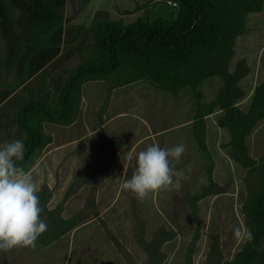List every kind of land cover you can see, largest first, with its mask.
Masks as SVG:
<instances>
[{
    "label": "rangeland",
    "instance_id": "rangeland-1",
    "mask_svg": "<svg viewBox=\"0 0 264 264\" xmlns=\"http://www.w3.org/2000/svg\"><path fill=\"white\" fill-rule=\"evenodd\" d=\"M172 7L157 0H67L65 43L60 54L0 104V144L24 141L16 112L28 99L30 88L38 93L45 83L50 98L56 101L68 73L91 54L92 35L78 38L74 30L79 25L87 27L95 10H105L109 18H122L128 23L144 15V9L150 17L171 18ZM240 60L247 71L238 82L243 96L236 104L245 111L264 72V3L259 12L246 16L245 31L234 41L230 70ZM13 76V69H0V90L8 87ZM222 86L223 77L219 75L207 77L197 94L186 87L171 95L143 81L116 87L114 92L106 81L85 83L78 114L71 124L44 123L45 131L53 137L52 144L46 146L29 172L39 188L41 219L47 227L52 215L79 217L80 221L50 243H42L47 237L42 233L35 248L0 254V264H127L124 251L138 264H146L135 237L142 232L149 239L161 226L175 232L163 246L167 254L163 264H183L195 228L199 229L195 264L231 259L243 243L234 238L232 230L246 228L241 205L245 185L253 180L255 172L233 159L231 148L226 146L229 131L216 124L221 115L218 107L203 118L199 127L202 145L192 129L197 106L212 103ZM152 144L163 149L183 144L186 151L175 168L189 178L182 181L179 191H161L139 200L121 188L132 171L126 158ZM106 145L113 150L110 159L103 156ZM245 145L253 159L259 161L264 156V120L254 126ZM211 182L215 192H207ZM111 236L118 239L122 250ZM213 242L218 248L211 253Z\"/></svg>",
    "mask_w": 264,
    "mask_h": 264
},
{
    "label": "trees",
    "instance_id": "trees-1",
    "mask_svg": "<svg viewBox=\"0 0 264 264\" xmlns=\"http://www.w3.org/2000/svg\"><path fill=\"white\" fill-rule=\"evenodd\" d=\"M66 2L0 0V69L14 70L8 87L0 90V104L60 54L65 43ZM157 2L173 5L171 18L144 14L126 23L121 18H109L107 11L97 9L87 27L79 25L74 30L78 38L86 33L92 35L91 54L68 73L56 101L50 98L45 83L38 93L31 88L28 90V99L16 112V123L25 135V157L18 166L29 172L52 141L44 123L67 126L75 120L82 85L86 82L106 81L116 88L143 81L171 95H177L186 87L197 94L198 86L207 77L219 75L223 77V86L217 99L208 105L197 106L192 129L202 145L203 135L199 127L203 125V118L216 107L221 110L216 124L229 131L226 146L231 148L233 159L255 172L253 180L245 185L246 195L241 205L246 229L252 233L253 239L243 241L231 259L218 258L208 264H264V156L259 161L253 159L245 145V138L254 126L264 120V72L243 111L236 103L243 96L238 82L247 71L245 62L240 60L233 69L229 68L234 41L245 31L246 16L259 12L264 0ZM83 40L84 37L79 42L83 43ZM103 152L104 157H112L111 147L106 145ZM97 168L100 173L98 165ZM212 188L211 182L207 192L214 191ZM49 221L50 227L44 232L47 237L42 240L45 244L71 230L80 219L52 215ZM174 236V230L164 226L155 230L149 239L142 232L136 235L135 240L145 253L146 264H163L167 258L163 246ZM198 237L199 229L195 228L186 245L183 264H195L193 254ZM111 239L122 250L118 239L115 236ZM217 248V242H213L209 252H216ZM124 254L127 264H138L130 253L124 251Z\"/></svg>",
    "mask_w": 264,
    "mask_h": 264
},
{
    "label": "clouds",
    "instance_id": "clouds-1",
    "mask_svg": "<svg viewBox=\"0 0 264 264\" xmlns=\"http://www.w3.org/2000/svg\"><path fill=\"white\" fill-rule=\"evenodd\" d=\"M186 151L183 144L163 149L157 144L148 146L126 158L132 169L130 178L121 185L137 199L144 200L161 191H179L182 181L189 177L177 171ZM25 145L21 139L0 144V254L13 249L35 248L38 237L47 231L41 219L42 208L37 195L39 188L23 166ZM233 236L237 241H251L253 235L246 228L236 227Z\"/></svg>",
    "mask_w": 264,
    "mask_h": 264
},
{
    "label": "crops",
    "instance_id": "crops-1",
    "mask_svg": "<svg viewBox=\"0 0 264 264\" xmlns=\"http://www.w3.org/2000/svg\"><path fill=\"white\" fill-rule=\"evenodd\" d=\"M66 11H67V2H66V6H65V12H64L65 14H66ZM144 11H145V14H146V9H144ZM109 12H110V11H109ZM126 12H127V11H125V13H126ZM92 15H93V14H92ZM123 15H125V14H123ZM121 19H122V18H121ZM122 20H123V19H122ZM126 23H127V22H126ZM86 83H87V82H86ZM134 83H135V82H134ZM84 84H85V83H84ZM84 84H83V85H84ZM130 84H133V83H130ZM130 84H126V85H130ZM83 85H82V87H83ZM126 85H123V86H126ZM120 87H122V86H120ZM120 87H119V88H120ZM115 89H116V88H114V89L112 90V92H114ZM117 89H118V88H117ZM51 138L53 139V137H51ZM50 144H52V143L50 142L48 145H50ZM48 145H47V146H48ZM45 148H46V147H45ZM45 148H44V149H45ZM34 165H35V164H34ZM32 168H33V167H32ZM32 168H31V170H32ZM31 170H30V171H31ZM30 171H29V172H30Z\"/></svg>",
    "mask_w": 264,
    "mask_h": 264
}]
</instances>
